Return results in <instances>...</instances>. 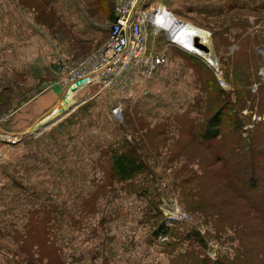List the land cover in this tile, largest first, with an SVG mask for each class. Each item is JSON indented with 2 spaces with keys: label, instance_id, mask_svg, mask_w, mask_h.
Returning a JSON list of instances; mask_svg holds the SVG:
<instances>
[{
  "label": "rangeland",
  "instance_id": "rangeland-1",
  "mask_svg": "<svg viewBox=\"0 0 264 264\" xmlns=\"http://www.w3.org/2000/svg\"><path fill=\"white\" fill-rule=\"evenodd\" d=\"M261 1L218 17L172 12L209 33L219 74L145 24L148 47L164 51L166 62L122 90L85 86L87 99L37 136L19 114L36 94L61 87L67 95L72 84L57 82L49 60L52 75L29 65L7 73L0 57V226L15 229L0 235V264H264V61L248 30L264 19ZM101 4L111 15V1ZM76 91L73 103L81 98ZM218 110L221 135L204 140ZM88 130L110 136L87 151L81 143ZM127 139L146 169L118 182L106 156ZM166 205L189 219L163 245L150 238Z\"/></svg>",
  "mask_w": 264,
  "mask_h": 264
},
{
  "label": "crops",
  "instance_id": "crops-1",
  "mask_svg": "<svg viewBox=\"0 0 264 264\" xmlns=\"http://www.w3.org/2000/svg\"><path fill=\"white\" fill-rule=\"evenodd\" d=\"M110 1L111 15L110 7L103 8L102 0H0V57H5L7 73H24V67L29 65V68L52 75L47 61L51 49L53 54L66 58H79L95 49L108 35L111 16L113 19V3ZM262 1L261 4H264ZM154 3L159 4V8L162 5L170 13L179 16H183L187 11L199 10L202 15L206 16V12H209L217 17L219 13L242 9L239 5L243 3L250 4L252 9L260 4L259 0H151V6ZM44 12L47 15H44ZM47 16H51L52 23L47 22ZM83 43L89 45L85 48L74 46ZM84 88L85 86L75 92L78 98L81 96L79 101L87 99V96H84L87 93ZM60 90L63 93L59 96L57 93ZM64 93L61 87H57L32 97L22 114H19L24 118L23 126L29 129L36 121L45 119L56 108ZM67 116L66 114L61 117L60 122ZM57 122L59 121H55L43 131H51ZM43 131L40 133L43 134ZM102 138L103 130L92 131L90 138L86 136L81 146H86L87 151L94 147L99 148ZM9 254L13 255V252L9 251Z\"/></svg>",
  "mask_w": 264,
  "mask_h": 264
},
{
  "label": "built area",
  "instance_id": "built-area-1",
  "mask_svg": "<svg viewBox=\"0 0 264 264\" xmlns=\"http://www.w3.org/2000/svg\"><path fill=\"white\" fill-rule=\"evenodd\" d=\"M112 10L113 20L109 24L107 38L95 49L79 58L53 53L48 56L59 75L57 82L61 86L86 80L87 85L97 82L108 91L122 90L132 83L137 73L147 75L166 62L164 51L156 53L148 47L147 34L143 30L146 24L155 32L161 31L162 27L155 23L159 5L151 6V0H113ZM112 112L116 114V108ZM188 219L189 216L180 208L175 207V211L168 212L169 223Z\"/></svg>",
  "mask_w": 264,
  "mask_h": 264
},
{
  "label": "trees",
  "instance_id": "trees-1",
  "mask_svg": "<svg viewBox=\"0 0 264 264\" xmlns=\"http://www.w3.org/2000/svg\"><path fill=\"white\" fill-rule=\"evenodd\" d=\"M176 47V46H174ZM178 48V47H177ZM178 50L181 51L183 55H192L184 50L178 48ZM194 58V55L193 57ZM223 112L222 110H218L206 121L205 129L202 131V138L204 140L214 139L216 137H219L221 135L220 133V127L223 125L224 118H223ZM70 112L69 114H71ZM234 115V114H233ZM107 135L109 138V131L104 132L103 131V137ZM125 139L126 136H123ZM128 140V139H127ZM119 149H116V145H114L113 148H110L108 150V155L106 156L107 159H109L110 167H109V173L116 178L118 182H128L131 181L133 178H135L137 175L141 174L145 169L144 163L139 159L135 149L130 145V141L122 143V146L118 144ZM107 163V161H106ZM162 219L157 223V225L154 227V232L151 233L150 239H156L160 235H167V240H164L162 242L163 245H167L171 243L174 240L173 234H176V227L168 225L163 219V211L160 209ZM165 218V217H164ZM30 227H27L29 229ZM42 228V227H41ZM34 229V228H33ZM32 229V230H33ZM40 229V227H38ZM14 230L12 227H1L0 226V235H4L7 237L8 235H12L14 233ZM7 244V243H5ZM1 246V245H0ZM210 264H226L220 259H215Z\"/></svg>",
  "mask_w": 264,
  "mask_h": 264
},
{
  "label": "bare ground",
  "instance_id": "bare-ground-1",
  "mask_svg": "<svg viewBox=\"0 0 264 264\" xmlns=\"http://www.w3.org/2000/svg\"><path fill=\"white\" fill-rule=\"evenodd\" d=\"M160 6L161 7L159 8L158 16L155 19L156 26L164 28L167 31V33H171L172 28L176 25H179V22L177 21V18L172 13L164 12V10H165L164 6H162V5H160ZM183 31H188V35L197 34L200 41H202L205 44H207L208 46H210L211 41L209 40V33L205 30L197 28L196 26L192 25L191 23H188V24L179 26L176 29V31L174 32V34H172V35L170 34V39L175 44H177V45L179 44L183 49L194 52V50L188 45L189 43H186V41L184 39H182L181 34ZM197 52H198L197 54L203 56L205 59H207V60L211 59V55L209 53L206 54V53L199 52V51H197ZM212 64H213V66L216 65L214 60L212 61ZM217 66H218V63H217ZM85 82H86V80L84 81V84H85ZM72 87H74V85ZM72 91L73 90L69 91V93L67 95L66 94L64 95V97H63L64 99H62L59 102V104L56 106L55 110L53 111L55 114H53L51 112L53 115L50 116V118H48V119H51L52 117H54V115H56L57 113H60V111L62 109H66L70 105H72V103H73L72 97H71ZM115 108H116V114H117L119 108H117V106ZM48 126L49 125L44 126L43 129L47 128ZM5 134L7 137L11 136L9 133H5Z\"/></svg>",
  "mask_w": 264,
  "mask_h": 264
},
{
  "label": "water",
  "instance_id": "water-1",
  "mask_svg": "<svg viewBox=\"0 0 264 264\" xmlns=\"http://www.w3.org/2000/svg\"><path fill=\"white\" fill-rule=\"evenodd\" d=\"M177 21L179 22V25H176L172 28L171 30V33L169 34H174V32L176 31V29L181 26V25H185V24H188L189 22H185V21H181L177 18ZM201 29V28H199ZM180 34V33H179ZM182 39H184L186 41V43H189L188 45L194 50V53L197 54L199 52H203V53H209L211 55V59L210 60H207L205 59L203 56L199 55L201 58H204L206 60V62L213 66L212 64V61L214 60L216 65L213 66L214 68L217 67V59L215 57V54H214V51H213V47H212V44H210V46H208L207 44H205L204 42L200 41L199 40V37L197 34H192V35H188V31H183L182 34ZM209 40H210V35H209ZM216 69V68H215ZM216 72L219 74V71L218 69H216ZM263 78H264V72H263ZM84 81L85 80H79V81H76L75 84H74V87L70 86L68 90H73V91H76L78 89H80L81 87L84 86ZM64 99V98H63ZM83 101V100H82ZM82 101H76L75 103H73L72 105H70L68 108L66 109H62L60 111V114L58 115H54L53 118L51 119H48V117H46L45 119L43 120H38L36 121V123L31 126L29 129H27L33 136H37L41 131H43L42 129L44 128V126H47V125H50L52 123H54L55 121H57L59 118L63 117L64 115H66L68 112H70L72 109H74L76 106H78V104H80ZM54 111V110H53ZM52 111V112H53ZM50 118V117H49ZM5 133H9V132H4ZM3 134V135H4ZM11 136L9 137H14L16 134H12V133H9ZM4 137H7L6 135H4ZM8 138V137H7Z\"/></svg>",
  "mask_w": 264,
  "mask_h": 264
},
{
  "label": "flooded vegetation",
  "instance_id": "flooded-vegetation-1",
  "mask_svg": "<svg viewBox=\"0 0 264 264\" xmlns=\"http://www.w3.org/2000/svg\"><path fill=\"white\" fill-rule=\"evenodd\" d=\"M239 7L243 8V9H247V10H251L252 8L250 7V4H240ZM247 25V24H246ZM254 26H256L257 28H255L256 34H253L251 28L254 30ZM251 27V28H250ZM249 27V32L251 34L252 37H257L258 42L255 45L254 49L256 51V53L258 55H260V58L264 61V19H262L261 21H253L251 26ZM233 48V51H238L237 49ZM215 54V53H214ZM216 57V56H215ZM217 59V58H216ZM217 63H218V59H217ZM219 65V64H218ZM214 68V67H213ZM264 72V66L260 68V74L263 75Z\"/></svg>",
  "mask_w": 264,
  "mask_h": 264
}]
</instances>
